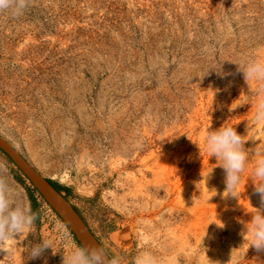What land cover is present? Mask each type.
Wrapping results in <instances>:
<instances>
[{
    "label": "rangeland",
    "instance_id": "1",
    "mask_svg": "<svg viewBox=\"0 0 264 264\" xmlns=\"http://www.w3.org/2000/svg\"><path fill=\"white\" fill-rule=\"evenodd\" d=\"M250 61L264 62V0H30L19 18L0 13V135L65 188L122 264L142 252L158 264H264L245 234L264 153L260 84L238 71ZM222 126L245 142L237 198L223 197L225 171L203 146ZM0 161L37 214L0 264H62L74 234L38 192L32 205L1 149ZM43 240L51 248L31 259Z\"/></svg>",
    "mask_w": 264,
    "mask_h": 264
},
{
    "label": "clouds",
    "instance_id": "2",
    "mask_svg": "<svg viewBox=\"0 0 264 264\" xmlns=\"http://www.w3.org/2000/svg\"><path fill=\"white\" fill-rule=\"evenodd\" d=\"M29 6L30 0H0V13L7 12L13 18H19ZM238 71L243 72L247 84L249 81L260 84L255 119L257 122H264V62L250 61L243 67L238 65ZM217 73L221 76L227 75L220 69ZM244 143L242 136L231 126H222L215 131L209 129L203 137L204 150L209 158L215 157L220 161L218 166L225 171L226 187L222 194L224 198H237L241 174L245 171L248 159ZM252 176L255 178L254 193L259 195L261 207L255 208L257 211L252 214L245 234L249 247H254L259 252L264 251V153L255 161ZM36 219L37 214L33 212L30 203L24 202L13 189L6 163L0 161V250L7 251L3 247L5 242L29 232ZM215 224L219 228L224 227L223 223ZM205 236L207 229L203 238ZM49 248L51 242L43 240L40 244L32 246L30 258H39ZM62 264H122V260L116 256L109 257L103 247L89 243L83 246L73 245L70 254L63 256ZM134 264H158V261L150 253L142 252L136 257Z\"/></svg>",
    "mask_w": 264,
    "mask_h": 264
},
{
    "label": "water",
    "instance_id": "3",
    "mask_svg": "<svg viewBox=\"0 0 264 264\" xmlns=\"http://www.w3.org/2000/svg\"><path fill=\"white\" fill-rule=\"evenodd\" d=\"M0 149L9 156L19 170L31 182L33 187L36 188L42 198L60 216L82 246L89 243H95L103 247L102 243L91 230L83 216L76 209L75 205L69 200V198L65 197V193L59 191L53 186L48 180L49 177L43 175L2 135H0ZM107 254L111 257L108 252Z\"/></svg>",
    "mask_w": 264,
    "mask_h": 264
},
{
    "label": "trees",
    "instance_id": "4",
    "mask_svg": "<svg viewBox=\"0 0 264 264\" xmlns=\"http://www.w3.org/2000/svg\"><path fill=\"white\" fill-rule=\"evenodd\" d=\"M20 180L22 181L21 178H20ZM48 180H49L50 183H51L53 186H55L59 191H63V190L65 189L62 185H60L59 183H57V182L54 181L53 179L48 178ZM27 188H28V191H29V194H30V200H31L32 205H33V206H37V205H38V198H39V196H41V195H39V196L36 195V193H37L38 191L36 190L35 187H33V185H31V186H29V187H27ZM65 197L68 198V195L65 194ZM75 207H76V206H75ZM76 209H77V207H76ZM68 229H69V228H68ZM69 231L72 233V231H71L70 229H69ZM72 234H73V233H72ZM74 238H75V240L77 241L78 245H81L80 242L78 241V239L76 238L75 235H74ZM81 246H82V245H81Z\"/></svg>",
    "mask_w": 264,
    "mask_h": 264
}]
</instances>
